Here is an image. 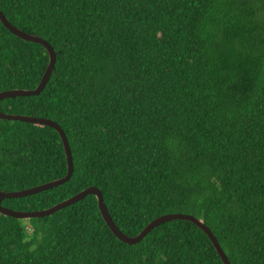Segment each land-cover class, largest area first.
I'll use <instances>...</instances> for the list:
<instances>
[{"label":"trees","instance_id":"1","mask_svg":"<svg viewBox=\"0 0 264 264\" xmlns=\"http://www.w3.org/2000/svg\"><path fill=\"white\" fill-rule=\"evenodd\" d=\"M0 10L56 53L44 90L0 111L55 121L74 166L67 183L4 207L43 210L95 186L126 235L189 214L231 264H264V0H0ZM48 62L0 22V92L36 88ZM67 171L56 130L0 119L1 191ZM0 264L223 262L188 221L127 245L88 195L42 218L0 214Z\"/></svg>","mask_w":264,"mask_h":264},{"label":"water","instance_id":"2","mask_svg":"<svg viewBox=\"0 0 264 264\" xmlns=\"http://www.w3.org/2000/svg\"><path fill=\"white\" fill-rule=\"evenodd\" d=\"M0 22L4 25L6 29H8L12 34L15 36L21 38L24 41L32 42L41 44L44 46V48L47 50L48 56H49V62L48 66L41 78L40 83L37 85L34 89H14V90H6L0 92V101L8 99V98H14V97H28V96H38L45 88L47 82L49 81L52 72L55 67L56 63V53L53 49V47L43 38L28 34L21 29L15 27L13 24H11L8 19L5 17L3 12L0 10ZM0 119L2 120H10V121H21L26 122L30 124H40L44 126H48L50 128H53L58 132L60 135V138L62 140L64 150L66 153V159H67V166L68 171L66 176L63 178L55 179L43 184H40L38 186H34L31 188H27L24 190H17L13 192H4L0 190V214L5 216H10L15 219H21V220H27L32 218H42L45 216H51L52 214L80 201L83 200L88 195H93L97 199L98 208L99 211L103 217V220L107 224V226L110 228L112 233L117 237V239L127 245H135L140 243L146 235L152 231L154 228H157L163 223L173 221V220H182V221H188L196 225L199 229H201L209 238V240L212 242L215 250L217 251L221 261L223 264H231L229 261L227 255L221 248L219 242L217 241L215 235L210 230V228L203 223V221L199 220L198 218L189 215V214H181V213H172V214H165L162 215L153 221H151L139 234L136 236H129L123 233L120 228L114 223L113 219L111 218L108 208L104 203L102 192L96 188L95 186H90L81 192L71 196L70 198L59 202L57 204H54L53 206L43 209V210H34V211H18V210H12L9 208H6L2 205V201L5 199H12V198H22L30 195H34L52 188H56L57 186H60L64 183H67L70 178L72 177L74 166H73V158L72 153L70 149L69 142L67 140V137L61 128L59 124H57L55 121L48 119V118H40L35 116H27V115H20V114H6L0 111Z\"/></svg>","mask_w":264,"mask_h":264}]
</instances>
